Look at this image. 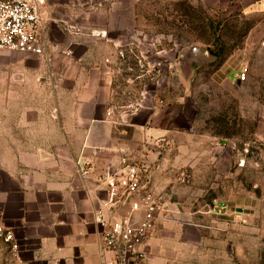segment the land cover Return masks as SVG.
Returning a JSON list of instances; mask_svg holds the SVG:
<instances>
[{
    "label": "rangeland",
    "instance_id": "1",
    "mask_svg": "<svg viewBox=\"0 0 264 264\" xmlns=\"http://www.w3.org/2000/svg\"><path fill=\"white\" fill-rule=\"evenodd\" d=\"M249 1L48 0L45 56L0 54V66L22 62L36 77L46 72L38 67L62 70L88 47L109 72L116 124L153 109L161 123L175 111L180 127H190L175 159L198 158L196 173L169 163L166 140L146 151L165 198L147 242L153 264H263L264 16L249 12ZM205 47L216 60L190 56Z\"/></svg>",
    "mask_w": 264,
    "mask_h": 264
},
{
    "label": "crops",
    "instance_id": "2",
    "mask_svg": "<svg viewBox=\"0 0 264 264\" xmlns=\"http://www.w3.org/2000/svg\"><path fill=\"white\" fill-rule=\"evenodd\" d=\"M249 12L264 16V0H250ZM84 48L62 70L53 62L38 67L46 71L41 76H28L31 67L22 62L0 66V225L20 245L17 260L0 240V264H101L95 219L107 199L101 175L118 169L126 155L145 156L150 167L146 151L161 139L173 167L189 165L193 174L201 163L175 159L178 141L192 137L175 111L162 123L160 111L150 109L116 124L109 72ZM81 158L92 166L86 176L78 171ZM157 172L151 168L153 180Z\"/></svg>",
    "mask_w": 264,
    "mask_h": 264
},
{
    "label": "built area",
    "instance_id": "3",
    "mask_svg": "<svg viewBox=\"0 0 264 264\" xmlns=\"http://www.w3.org/2000/svg\"><path fill=\"white\" fill-rule=\"evenodd\" d=\"M48 0H0V53L20 52L45 56L47 35L44 14ZM92 36H105L96 31ZM234 77L242 81L244 72ZM78 171L87 175L92 166L84 159L77 160ZM145 160L121 158L119 168L101 175L107 199L104 209L95 215L100 225L101 264H153L146 244L164 219L165 198L151 178ZM0 240L13 256L20 260V245L14 232L0 225Z\"/></svg>",
    "mask_w": 264,
    "mask_h": 264
},
{
    "label": "water",
    "instance_id": "4",
    "mask_svg": "<svg viewBox=\"0 0 264 264\" xmlns=\"http://www.w3.org/2000/svg\"><path fill=\"white\" fill-rule=\"evenodd\" d=\"M190 56L192 58L202 60V61H214L216 56L211 54L208 48H194L190 51Z\"/></svg>",
    "mask_w": 264,
    "mask_h": 264
},
{
    "label": "trees",
    "instance_id": "5",
    "mask_svg": "<svg viewBox=\"0 0 264 264\" xmlns=\"http://www.w3.org/2000/svg\"><path fill=\"white\" fill-rule=\"evenodd\" d=\"M263 264H264V257H263Z\"/></svg>",
    "mask_w": 264,
    "mask_h": 264
}]
</instances>
